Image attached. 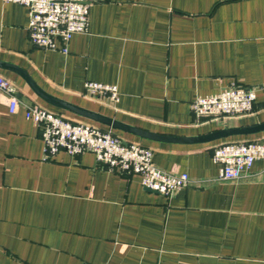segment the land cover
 <instances>
[{
    "label": "crops",
    "instance_id": "obj_1",
    "mask_svg": "<svg viewBox=\"0 0 264 264\" xmlns=\"http://www.w3.org/2000/svg\"><path fill=\"white\" fill-rule=\"evenodd\" d=\"M91 3L89 32L65 54L36 47L28 8L0 0V61L58 99L152 135L264 124V91L245 117L200 118L191 109L233 85L264 86V0ZM0 75L20 104L12 114L0 91V264H264V164L230 182L213 160L219 146L263 140L264 131L194 144L144 139L48 105L17 73ZM88 82L116 86L119 102L85 97ZM30 105L148 147L158 168L191 183L165 197L93 153L49 158L26 118Z\"/></svg>",
    "mask_w": 264,
    "mask_h": 264
},
{
    "label": "built area",
    "instance_id": "obj_2",
    "mask_svg": "<svg viewBox=\"0 0 264 264\" xmlns=\"http://www.w3.org/2000/svg\"><path fill=\"white\" fill-rule=\"evenodd\" d=\"M23 5L29 11V34L32 43L48 51L69 53V46L77 34L89 32L91 0H3ZM0 91L9 99L12 114L19 109L16 86L0 75ZM264 91L233 85L223 91L199 97L191 109L196 117L220 119L245 117L253 113L257 96ZM85 97L116 104L120 100L116 86L88 82ZM26 118L41 131L47 157L60 152L71 157L93 153L97 161L111 171L139 176L142 185L165 197L188 187L187 173H170L154 163V151L138 143H127L110 131L92 124L73 122L38 105L26 107ZM213 160L221 166L223 181L237 182L246 177L258 161L264 164V139L231 142L216 148Z\"/></svg>",
    "mask_w": 264,
    "mask_h": 264
},
{
    "label": "water",
    "instance_id": "obj_3",
    "mask_svg": "<svg viewBox=\"0 0 264 264\" xmlns=\"http://www.w3.org/2000/svg\"><path fill=\"white\" fill-rule=\"evenodd\" d=\"M0 69L12 71L14 73H17L18 75L22 76L24 80L28 83L30 88L33 90V92L45 103L52 107H56L68 112H71L75 115H78L80 117L86 118L90 121H93L95 123H99L102 125H105L107 127H110L114 130H120L124 131L133 135H136L140 138L144 139H153L156 141H173L178 143H208L212 141H216L223 138H228L232 136H241V135H250L255 134L259 132L264 131V124L257 126V127H249V128H230V129H224L206 136L202 137H194V138H172V137H162L157 135L148 134L142 131H139L133 127H129L123 123H120L119 121H116L112 118L106 117L104 115H101L99 113L81 108L79 106L73 105L69 102L63 101L61 99H58L47 92H45L41 87H39L35 81L22 69L11 65L9 63L1 62L0 61ZM149 190V189H148ZM151 191V190H150ZM154 192V191H152ZM156 193V192H155Z\"/></svg>",
    "mask_w": 264,
    "mask_h": 264
}]
</instances>
